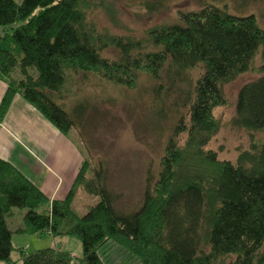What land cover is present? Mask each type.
Returning <instances> with one entry per match:
<instances>
[{"label": "trees", "instance_id": "trees-1", "mask_svg": "<svg viewBox=\"0 0 264 264\" xmlns=\"http://www.w3.org/2000/svg\"><path fill=\"white\" fill-rule=\"evenodd\" d=\"M120 0H0V79L6 92L0 121L19 94L65 135L80 126L87 98L79 84L96 77L128 89L141 75L154 93L177 95L157 175L147 177L140 207L124 212L107 185L106 168L87 157L62 200L48 197L0 158V261L5 264H264V75L238 90L235 127L249 134L236 161L208 147L219 130L214 108L225 104L224 84L264 58V28L255 15H236L213 3L177 11L173 22L154 24L144 38L99 27L90 14L102 11L118 23ZM170 0H136L144 15L165 12ZM113 48V58L103 51ZM264 67V66H263ZM199 69L196 77L191 72ZM84 80V81H85ZM168 86V87H167ZM80 89V88H79ZM168 93V92H167ZM76 98L67 109L68 98ZM184 135L182 142L179 138ZM99 197L84 214L72 208L78 189ZM25 209L11 230L13 208ZM48 231L77 237L82 255L56 247L14 258L12 233Z\"/></svg>", "mask_w": 264, "mask_h": 264}, {"label": "rangeland", "instance_id": "rangeland-1", "mask_svg": "<svg viewBox=\"0 0 264 264\" xmlns=\"http://www.w3.org/2000/svg\"><path fill=\"white\" fill-rule=\"evenodd\" d=\"M21 1L16 0L17 3ZM204 2L213 3L231 14H253L264 28V0H170V7L154 16L144 15L136 0H120L115 2L120 11L117 24L109 21L102 11L90 15L96 19L99 27H105L115 34L142 39L154 24L173 22L177 18V11L198 10ZM103 54L111 59L116 55V51L111 47L104 50ZM263 66L264 58L257 54L252 69L223 86L225 104L215 107L213 111L219 120L220 128L207 145L217 152L220 159L235 162L238 153L249 148V134L244 129L235 127L231 119L236 114L235 101L238 89L246 82L264 75ZM199 72V69L192 70V77H196ZM84 80L81 79L77 97L87 98L88 109L81 125L70 128V134L92 167L106 168L107 185L118 196L115 206L124 212L137 209L143 199L147 177L151 174L157 175L159 159L164 153L171 126L184 109L175 111V105L171 102L177 93L171 88L166 94L158 91L157 94L162 96V101L156 98L153 87L155 82L149 80L146 74L140 76L139 85L133 90L99 81L92 76ZM74 100L77 99L68 98L67 109ZM255 137L264 138V130L255 132ZM184 138L182 135L179 141L182 142ZM74 198L72 208L80 215L85 213L88 205L99 200V197L88 194L82 188L77 190ZM13 211L15 214L10 223L13 222L17 227L18 224H22L25 209L17 207L13 208ZM22 234L13 235L15 258H18L20 245H23L21 249L29 252L55 246L62 250L66 249L73 255H82L81 242L75 236L51 238L46 234ZM0 264H4V261Z\"/></svg>", "mask_w": 264, "mask_h": 264}, {"label": "crops", "instance_id": "crops-1", "mask_svg": "<svg viewBox=\"0 0 264 264\" xmlns=\"http://www.w3.org/2000/svg\"><path fill=\"white\" fill-rule=\"evenodd\" d=\"M5 92L6 82L1 78L0 102ZM83 157L78 143L71 134L65 135L59 131L21 95L13 96L7 113L0 121L1 159L17 168L51 201L62 200L68 194L82 165ZM12 212L7 217V223L10 229L14 230L20 224L16 227L13 222L10 223L15 214L13 209ZM13 233L12 242L14 234L17 236L22 234ZM41 234L49 235L51 238L56 237L48 231ZM22 246L20 245L19 248ZM23 252L28 253L29 251L23 249ZM68 252L73 255L70 251ZM73 256L77 257V255Z\"/></svg>", "mask_w": 264, "mask_h": 264}]
</instances>
